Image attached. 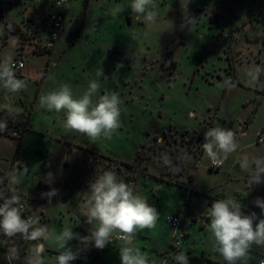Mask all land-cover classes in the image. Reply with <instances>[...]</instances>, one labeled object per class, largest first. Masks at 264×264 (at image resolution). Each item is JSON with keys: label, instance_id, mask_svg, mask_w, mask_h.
Here are the masks:
<instances>
[{"label": "rangeland", "instance_id": "374dc122", "mask_svg": "<svg viewBox=\"0 0 264 264\" xmlns=\"http://www.w3.org/2000/svg\"><path fill=\"white\" fill-rule=\"evenodd\" d=\"M130 3L71 0L55 48L32 53L36 36L29 31L36 27L37 37L44 40L42 22L50 0H0V63L12 62L21 49L24 69L15 77L26 82L16 93L0 87V121L7 123L0 133V186L8 195L14 187L26 210L50 232L58 234L67 225L80 234L87 228L80 223H86L90 181L105 170L115 171L125 182H135L159 213L144 247L164 249L172 241L165 214L179 206L185 189L154 179L178 184L181 175L187 182L194 174L197 191L242 203L236 191H242L250 175L242 161L264 157V145H257L255 138L264 128V0H188L186 6L182 0H157L158 19L151 25L131 12ZM118 7L124 10L112 15ZM90 81L99 83V94L115 92L121 100V128L110 140L94 144L84 135L64 131L63 111L50 112L39 104L42 93L62 83L70 84L79 97ZM217 126L246 132L236 138L237 150L222 167L212 170L201 137ZM185 153L187 160L177 159ZM163 154L172 157L179 172L163 164ZM13 171L19 183L10 185L7 174ZM48 172L53 174L51 183ZM53 189L56 195L49 204L43 194ZM250 198L243 204L250 210L242 211L259 215V209H251L256 206ZM191 201L183 223L188 214L203 217L207 210L204 194L193 195ZM202 222L206 228L195 224L183 239L193 250L190 264H209L206 259L224 264L213 250L209 224ZM33 243H14L20 257L9 258L10 264H27ZM0 246L10 249L12 241L0 237ZM45 247V264H53L59 250L52 241ZM67 247L77 253L70 264L99 263L90 262L95 254L91 246L72 240ZM251 255L250 264L264 260V248L253 246ZM112 256L104 264H121L119 256ZM0 264H7L1 253Z\"/></svg>", "mask_w": 264, "mask_h": 264}, {"label": "clouds", "instance_id": "9594fccd", "mask_svg": "<svg viewBox=\"0 0 264 264\" xmlns=\"http://www.w3.org/2000/svg\"><path fill=\"white\" fill-rule=\"evenodd\" d=\"M63 2V0H61ZM183 4L186 6L182 0ZM130 10L146 24H154L158 19L157 0H131ZM117 8L111 12L116 15L123 11ZM103 75L102 72L97 73ZM49 79H54L49 75ZM0 87L8 92L16 93L26 88V82L15 77L10 61L0 63ZM100 85L90 81L87 89L77 97L68 83L60 84L56 90L42 93L39 97L41 108L48 111L64 112L63 128L68 133H78L88 138L91 143L100 139H111L121 128V100L117 93L99 94ZM12 111L16 109L8 106ZM7 128L6 121H0V132ZM237 142L233 131L219 126L208 129L204 134L202 149L213 165H221L229 155L237 150ZM187 160V154L177 158ZM161 160L173 173L179 168L172 157L163 154ZM242 169L249 171L248 183L252 187L264 183V157L244 158ZM53 174L48 172L46 179L51 183ZM10 185L19 183L15 171L7 174ZM4 178H0V184ZM56 189L44 193L51 204ZM89 196L86 202V223L92 227L87 235L73 231V227L65 225L56 234L40 225L33 216H24L25 206L17 190L12 187L11 195L0 190V235L11 240L21 237L24 241L35 242L30 245L27 264H45V242L55 243L58 251L53 264H70L77 259V253L67 247L70 241L76 240L85 247L94 246L103 249L114 240L119 241V259L121 264H156L149 254L136 244L137 233L145 229L156 228L159 213L156 207L141 195L134 184L125 182L115 171L105 170L95 175L89 183ZM256 207L261 211L245 214L242 204L233 197L214 200L207 209L209 218L208 230L213 250L222 257L224 264H250L253 259V246L264 248V199L256 198ZM20 249L12 246L9 249L10 259L20 257ZM173 264H190L185 251L172 255ZM161 264H169L164 259ZM260 264H264L261 261Z\"/></svg>", "mask_w": 264, "mask_h": 264}, {"label": "crops", "instance_id": "0c3cea01", "mask_svg": "<svg viewBox=\"0 0 264 264\" xmlns=\"http://www.w3.org/2000/svg\"><path fill=\"white\" fill-rule=\"evenodd\" d=\"M52 0H50V5H51ZM51 8V7H50ZM51 10V9H50ZM241 128V127H239ZM243 129V128H241ZM262 130H264V128H261ZM259 129V130H261ZM258 130V131H259ZM256 131V133L258 132ZM246 132V129H245ZM255 133V136H256ZM235 135L237 134V132L234 133ZM240 136H235V138H239ZM201 139L204 138L203 136L201 137ZM257 144V143H256ZM259 145V144H257ZM264 144H261L260 146H262ZM202 152V151H201ZM13 163H14V159L12 160L11 164H10V169L13 168ZM182 175L180 176V180L177 181L178 184L176 183H167L165 181H160V180H155L156 183H158L159 185L162 184H167V185H177L179 187H183L184 190V195L183 198L180 200L179 206L175 209H173L172 211L168 212L165 214L166 215H175V216H179L180 217V225L177 229V234H178V239L180 238L181 240L179 241L181 244V248L179 249H168V247L164 248V249H160L157 246H151L148 249H146L147 247L145 246V242H149L150 243V239L148 237V229H145L142 232L137 233V237H136V244L137 246L142 250L145 251L149 254V256L156 261V264H161V262L164 259H167L169 264H173L172 261V255L179 253L180 251H185L186 254L188 255L189 259L192 258V249L185 243V241H183L184 238L189 236V232L191 230V228L195 225V224H201V228H206L205 225L203 224L202 220L206 221L207 224L210 223V221L206 220L204 217H200V215L196 214L195 212L188 214L187 216V221L186 223H183L181 218H184L185 213L189 212L191 210V197L195 194L200 195V194H204L205 195V201L207 202V209L211 207V204L214 200H218V199H224L221 197V195H219V193H212L210 194V191L208 190H198L195 189L193 186L194 180H195V175L194 174H190V176L187 179V182H185L184 179H181ZM176 182V181H174ZM136 186V184H135ZM159 189V188H158ZM260 189H264V183L258 184V185H254V186H250L248 183V180H246V182H244L243 187H242V191H236L238 195H241L242 199V208H244V210H250V207H248L247 205H243L244 203L246 204V197L250 196L252 201H255L256 198H262L264 199V191L260 190ZM195 193V194H194ZM249 199V201H250ZM248 200V199H247ZM183 202V204L181 203ZM250 203V202H249ZM181 204V205H180ZM154 206V205H152ZM252 210H256L259 209L258 207H251ZM260 210V209H259ZM207 211V210H206ZM261 211V210H260ZM199 219V221H198ZM87 226V228L82 229V232H80V235H87L88 234V230L91 228L87 223H83L81 222L80 225ZM44 225V223H43ZM206 231V229H205ZM2 238V237H1ZM3 239V238H2ZM12 247V246H11ZM91 249L94 251V253L98 254V260L97 262H99L98 264H104L105 261L109 258V257H113L114 256H119V243H114L111 244L103 249H97L94 246H91ZM48 250L46 249L45 252H47ZM9 249L3 248L0 246V253L4 254L6 257V262L7 264H10L9 262V256L8 255ZM114 253V254H113ZM108 257V258H107ZM206 261L209 264H217V262H213L209 259H206Z\"/></svg>", "mask_w": 264, "mask_h": 264}, {"label": "built area", "instance_id": "2783aa9c", "mask_svg": "<svg viewBox=\"0 0 264 264\" xmlns=\"http://www.w3.org/2000/svg\"><path fill=\"white\" fill-rule=\"evenodd\" d=\"M70 3L71 0H63V2H61V0H52L51 2V10L46 12L44 14L43 17V22L42 24L44 25L47 34L46 37L44 38V40H40L37 37L36 34V27H32L29 32L30 35L29 36H36V40L32 43V52L35 50L36 52H45L48 53L50 51H52L55 48V45L59 39V36L61 34V32L63 31L64 28V23H65V19L70 7ZM29 25L32 26V22H29ZM29 44V43H28ZM12 66H13V71L15 73V75H18L23 69H24V61L21 57V49L16 51V55L15 58L13 59V61L11 62ZM256 143L261 145L264 144V130H259L256 133ZM222 167V164L217 166V165H213L212 163H210V169L212 170H218ZM128 183H132L135 185V182L131 181ZM1 189L4 191V186L1 185L0 186ZM5 193V191H4ZM8 195V194H5ZM22 198V197H21ZM22 203L25 206V202L22 199ZM24 216H33L34 215L29 212L28 210H26V206H25V212H24ZM205 219L209 220L208 216H207V211L204 213L203 216ZM35 218V217H34ZM164 221L165 223L172 228V241L169 244L168 249H179L181 248V244L179 242L178 239V234H177V229L180 225V217L179 216H175V215H166L164 217ZM21 240H23L21 237L17 236L11 239L12 241V246L14 245V243L16 242H20ZM114 243H119V241H113L112 243L108 244L107 246L114 244ZM106 246V247H107ZM261 261L264 260H259L256 264H260Z\"/></svg>", "mask_w": 264, "mask_h": 264}, {"label": "water", "instance_id": "95a60500", "mask_svg": "<svg viewBox=\"0 0 264 264\" xmlns=\"http://www.w3.org/2000/svg\"><path fill=\"white\" fill-rule=\"evenodd\" d=\"M245 134V129H241L237 132V134L235 135L236 137L237 136H240V135H243ZM98 260V254H94L93 258L90 260L91 263H96Z\"/></svg>", "mask_w": 264, "mask_h": 264}, {"label": "trees", "instance_id": "16d2710c", "mask_svg": "<svg viewBox=\"0 0 264 264\" xmlns=\"http://www.w3.org/2000/svg\"><path fill=\"white\" fill-rule=\"evenodd\" d=\"M5 23H7V22H5ZM34 52H36L35 50L32 52V53H34ZM39 53H45V52H39ZM232 81V79H230V82ZM251 118V117H250ZM0 133H2V132H0ZM137 155H138V153H137ZM11 166H12V164H11ZM0 190H2L1 189V187H0ZM3 191V190H2ZM20 195V194H19ZM21 196V195H20ZM22 197V196H21ZM0 202H2V201H0ZM0 237H2L3 239H5L6 237H4V236H2V235H0ZM13 246H15V245H13Z\"/></svg>", "mask_w": 264, "mask_h": 264}]
</instances>
